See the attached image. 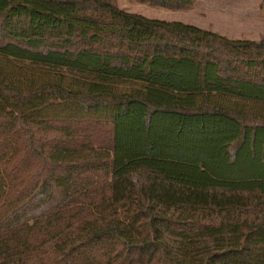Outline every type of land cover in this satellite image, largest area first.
<instances>
[{
  "label": "trees",
  "instance_id": "1",
  "mask_svg": "<svg viewBox=\"0 0 264 264\" xmlns=\"http://www.w3.org/2000/svg\"><path fill=\"white\" fill-rule=\"evenodd\" d=\"M0 264H264V32L0 0Z\"/></svg>",
  "mask_w": 264,
  "mask_h": 264
},
{
  "label": "rangeland",
  "instance_id": "2",
  "mask_svg": "<svg viewBox=\"0 0 264 264\" xmlns=\"http://www.w3.org/2000/svg\"><path fill=\"white\" fill-rule=\"evenodd\" d=\"M119 4L127 10L150 17L182 20L205 28L220 27L229 31L244 30V19L249 15L250 20H254L251 24L258 32V15L264 14L262 0H198L192 8L178 10L162 9L135 0H119Z\"/></svg>",
  "mask_w": 264,
  "mask_h": 264
},
{
  "label": "crops",
  "instance_id": "3",
  "mask_svg": "<svg viewBox=\"0 0 264 264\" xmlns=\"http://www.w3.org/2000/svg\"><path fill=\"white\" fill-rule=\"evenodd\" d=\"M223 7V6H222ZM224 8V7H223ZM259 19L258 20V24L259 26V30L258 32H256L254 24H251L253 20V18L250 20V16L248 15V18L244 21H246V27L244 28V30H234V31H229L226 29H222L220 27H213V30H216L222 34H225L229 37L232 38H249V39H254V40H259L264 32V14L263 15H258ZM186 22V21H185Z\"/></svg>",
  "mask_w": 264,
  "mask_h": 264
}]
</instances>
